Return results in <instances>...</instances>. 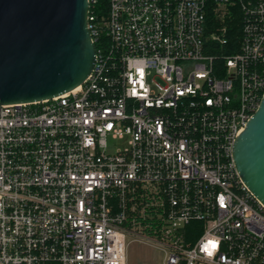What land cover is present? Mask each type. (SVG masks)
I'll return each mask as SVG.
<instances>
[{
    "label": "built area",
    "instance_id": "1",
    "mask_svg": "<svg viewBox=\"0 0 264 264\" xmlns=\"http://www.w3.org/2000/svg\"><path fill=\"white\" fill-rule=\"evenodd\" d=\"M96 1L82 83L0 103V264H127L132 242L160 264H264V204L233 160L264 90V0Z\"/></svg>",
    "mask_w": 264,
    "mask_h": 264
},
{
    "label": "water",
    "instance_id": "2",
    "mask_svg": "<svg viewBox=\"0 0 264 264\" xmlns=\"http://www.w3.org/2000/svg\"><path fill=\"white\" fill-rule=\"evenodd\" d=\"M88 8V0H0V103L39 101L82 83L95 63ZM233 160L264 204V90Z\"/></svg>",
    "mask_w": 264,
    "mask_h": 264
},
{
    "label": "rangeland",
    "instance_id": "3",
    "mask_svg": "<svg viewBox=\"0 0 264 264\" xmlns=\"http://www.w3.org/2000/svg\"><path fill=\"white\" fill-rule=\"evenodd\" d=\"M126 139H112L107 138V145L109 151H114L117 148H123L126 145ZM127 264H160L161 263V253L153 249L152 247L132 242L127 248Z\"/></svg>",
    "mask_w": 264,
    "mask_h": 264
},
{
    "label": "trees",
    "instance_id": "4",
    "mask_svg": "<svg viewBox=\"0 0 264 264\" xmlns=\"http://www.w3.org/2000/svg\"><path fill=\"white\" fill-rule=\"evenodd\" d=\"M107 9V0H97L94 4L90 6L91 12H96V14L104 15L106 14ZM214 23V17L210 14L208 16V26L211 27ZM240 17H236L234 21H228V38L230 42H238L241 35V25H240ZM103 43L107 42L106 38L102 39ZM95 47L97 48V43H95Z\"/></svg>",
    "mask_w": 264,
    "mask_h": 264
}]
</instances>
